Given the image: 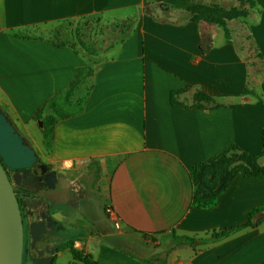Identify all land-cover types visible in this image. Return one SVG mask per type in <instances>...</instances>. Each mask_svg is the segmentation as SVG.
Listing matches in <instances>:
<instances>
[{
	"label": "crops",
	"instance_id": "crops-1",
	"mask_svg": "<svg viewBox=\"0 0 264 264\" xmlns=\"http://www.w3.org/2000/svg\"><path fill=\"white\" fill-rule=\"evenodd\" d=\"M252 1L247 18L227 21L230 41L209 44L203 24L186 14L194 0H0V110L31 147L41 136L34 150L40 156L43 126L34 117L52 99L78 104L55 123L47 162L60 173L107 175L100 218L93 223L85 212L80 231V194L69 195L70 248L81 257L75 261L69 248L53 264L66 255V264L264 260V213L256 227L215 243L175 240L241 225L248 210L264 206V179L241 175L213 209L192 206L194 166L228 156L232 147L259 156L263 146L264 0ZM121 12L130 14L133 30L94 66L85 90L73 89L86 60L55 38L57 25ZM257 164L264 166V155ZM85 196L83 210L94 203Z\"/></svg>",
	"mask_w": 264,
	"mask_h": 264
},
{
	"label": "rangeland",
	"instance_id": "rangeland-1",
	"mask_svg": "<svg viewBox=\"0 0 264 264\" xmlns=\"http://www.w3.org/2000/svg\"><path fill=\"white\" fill-rule=\"evenodd\" d=\"M192 5V7L190 6L189 9H186L188 19H201L198 21V23L203 24L202 39L209 44L216 42L219 43L221 39H223L225 42H229L230 32L228 30L227 21L230 20L225 18H228V14L233 10L247 9V3H244V0H194ZM118 14L119 15H116L115 18H111V16L106 15L105 17H91L88 20L80 19L74 21L73 24H67V26L71 27H66L67 29L64 28L65 25H57L55 38L62 39L64 42L70 44V47H72L74 51H79L86 60V64L81 69L80 76L74 83L73 89L82 86L85 90V85L87 84L85 81H88L92 77L94 66L107 58H111L117 52L120 42L123 41L128 33L133 30V28L131 31L128 30V16H130V14L128 12H121ZM57 105L60 106L61 110L59 109L58 112L53 113V111L48 107V109H46V113L43 115L44 117L47 116L46 119H49V123H51L52 120H56L60 115H70L76 113L78 108V104L76 103L71 105V103L66 102L64 104L60 100H58ZM35 140L36 144H33L34 146H32L34 150L37 146H39L38 143L41 142L42 138L39 134H35ZM47 156L48 150L44 148V154L37 156L38 160L36 165L29 171L24 172V175H28L29 178H32V176L41 173L42 176L44 175L41 180H58L60 183H67L66 187H69V184L79 181L82 176H86L85 170L78 171L73 174L54 171L47 162ZM238 163L239 162H237L236 158L234 157L233 161L229 164V168L237 166ZM94 174L95 177L93 175H88L86 182H83L86 188L85 193H88L89 196L92 197H90L91 199L96 198V195H100L99 191H101V188L104 189L107 176L103 174L99 175V173L95 172ZM99 177L102 178V181H99ZM23 192H25L24 194H29V191L27 190ZM101 197L102 196L98 197V203L95 201L92 204V208H86L85 210L81 208V210L78 211V213H80L84 219L82 220V222L84 221V224L87 223L85 221V212H87L92 222L96 223L97 218L100 216L101 206H103L104 202V197ZM36 205L39 206V204ZM79 206L81 205H77L75 207L74 212L77 211ZM31 210V208L24 206L27 240L23 246L21 264H41L44 259H48L53 253V247H49L46 251H39L33 248V238L30 235V220H32L30 219ZM106 225L109 226V224ZM92 226H94V224ZM69 260L70 256L66 255L62 259L61 264H66Z\"/></svg>",
	"mask_w": 264,
	"mask_h": 264
},
{
	"label": "trees",
	"instance_id": "trees-1",
	"mask_svg": "<svg viewBox=\"0 0 264 264\" xmlns=\"http://www.w3.org/2000/svg\"><path fill=\"white\" fill-rule=\"evenodd\" d=\"M244 3H247L248 6L246 10H233L231 13L228 14V18L225 19L235 20L247 18L249 15V10L254 7V2L252 0H244ZM200 20V18H196L195 20L191 21L198 22ZM80 73L81 69L77 71V78H79ZM244 95L250 94L244 93ZM201 99H205V97L201 95ZM57 104L58 101L55 99L48 101V103H46L44 107L38 112V114L34 117V120H41L42 122L43 129L41 131V134L43 137V146L45 149L48 150V152L50 150V143L55 123L58 120L64 119L71 115H60L57 117L56 120H52V122L49 123V119H46L47 116L44 117L43 115L44 113H46V109H48V107L50 110L53 111V113L58 112L59 109L61 110L60 106ZM230 152L231 153H228V156L222 155L216 159L197 164L192 169V206L194 208L210 210L216 207L218 197L227 190L232 180L238 175L252 179H264V166H259L257 164L258 157L264 155V139L259 156H252L244 153L236 154L235 147L230 148ZM234 157L236 158L237 162L240 163L235 167L229 168V164L233 161ZM260 213H264V206L248 210L246 212V222L241 225L222 230L210 231L205 235L204 238L195 239L175 237V240L179 243L184 242L187 244L197 245L215 243L232 236L239 230L256 227L261 222V220H256L255 217ZM70 253L75 261L79 260V258L81 257L80 252L76 251L75 249L70 248ZM259 264H264V260Z\"/></svg>",
	"mask_w": 264,
	"mask_h": 264
},
{
	"label": "flooded vegetation",
	"instance_id": "flooded-vegetation-1",
	"mask_svg": "<svg viewBox=\"0 0 264 264\" xmlns=\"http://www.w3.org/2000/svg\"><path fill=\"white\" fill-rule=\"evenodd\" d=\"M30 169L6 170V174L12 184L13 191L16 193L15 195L18 200L21 214L23 231L22 254L23 246L27 240L24 213L25 206L32 209L30 216V219H32L30 220V235L33 238V248L39 251H46L49 247H53V253L48 259H44L41 263L52 264L55 259V254L58 251H66L71 247L72 223L69 221V212L71 207L69 195L73 191L80 194L79 205L81 206H79L75 212L78 216L75 226L79 231L82 229L83 217L80 213H78V211L81 210V208L83 209L81 203L87 202L85 196L86 188L83 182H86L88 175L85 177L82 176L79 181L69 184V187H66L67 183H60L58 180H41V178L44 177L41 173L29 178L28 175H24V172L29 171ZM25 190L29 191V194H24L25 192L23 191ZM99 196L96 195V198L92 199V201H96V203H98ZM36 204H39V206Z\"/></svg>",
	"mask_w": 264,
	"mask_h": 264
},
{
	"label": "water",
	"instance_id": "water-1",
	"mask_svg": "<svg viewBox=\"0 0 264 264\" xmlns=\"http://www.w3.org/2000/svg\"><path fill=\"white\" fill-rule=\"evenodd\" d=\"M37 160L34 149L0 110V264H21L22 261L21 214L6 170L30 169Z\"/></svg>",
	"mask_w": 264,
	"mask_h": 264
},
{
	"label": "built area",
	"instance_id": "built-area-1",
	"mask_svg": "<svg viewBox=\"0 0 264 264\" xmlns=\"http://www.w3.org/2000/svg\"><path fill=\"white\" fill-rule=\"evenodd\" d=\"M105 213L108 215V216H113V211L111 210V208L110 207H106L105 208ZM115 224L117 225V227H118V223L117 222H115Z\"/></svg>",
	"mask_w": 264,
	"mask_h": 264
}]
</instances>
